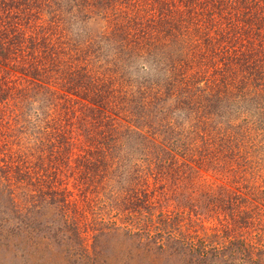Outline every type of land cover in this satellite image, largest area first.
<instances>
[{"label": "trees", "instance_id": "trees-1", "mask_svg": "<svg viewBox=\"0 0 264 264\" xmlns=\"http://www.w3.org/2000/svg\"><path fill=\"white\" fill-rule=\"evenodd\" d=\"M228 102L255 105L236 134L264 136V0H0V244L23 264H264L251 188L200 194L225 245L180 230L176 154L239 153L207 130Z\"/></svg>", "mask_w": 264, "mask_h": 264}, {"label": "rangeland", "instance_id": "rangeland-1", "mask_svg": "<svg viewBox=\"0 0 264 264\" xmlns=\"http://www.w3.org/2000/svg\"><path fill=\"white\" fill-rule=\"evenodd\" d=\"M135 74L136 73L134 71H131L129 75L134 76ZM138 74L140 76L143 75V73ZM228 103L230 104L223 105L220 103H213L217 107L213 110L215 114L211 115V117L213 116V123L208 124L209 126H207V130L212 126H215L213 127L212 132L217 134V136H220V134L226 131V129L230 132V134H236L235 127L240 125L243 120L249 121L247 123H255L253 120H256V117L253 113H251L255 106L253 103H247L245 105L241 104L239 105L240 107H238L235 103ZM167 116L172 124L171 126L173 128V132L178 134L189 127V124L192 123L191 117H193V115H191L189 118V115L186 114L185 111L175 108L170 109L167 112ZM207 116L208 119H206V121L204 120V123L206 124L209 123L208 120L210 118V114ZM228 124L229 126L230 124H233L235 127L231 128L230 126V128H228ZM217 127L220 129H217ZM199 132H202V127L199 129ZM234 138L235 139L231 144L236 141L237 146L240 145L238 148L239 153H235L234 150L232 151V154L224 156L226 154H224V149H222V152L217 153L218 155L214 153L212 154L214 158H211L209 154L202 155V162L200 166L198 168L191 167V171H184L182 167L183 165L180 166L182 162L180 155L176 154V150L173 151L177 156L176 159L179 168L178 175L176 176L177 182L175 179L174 185L184 187L179 189L176 193L188 196L187 203L185 201L186 197H183L182 199L181 197H178L180 198L178 200L180 207L183 206L184 210L180 216V224L182 226V229H180L181 232L196 234L198 237H201L206 241L218 244L223 243L222 245H225L228 238L224 227L230 223L229 216L222 209H219L214 213L213 211H209V207H205V201L200 197V194L203 193V191H209L217 194L218 192L225 191L226 189L234 190L235 188H238L241 192H243V187L245 186L247 188H251L253 192L256 191L259 195L264 196V136L252 138L250 135V138H246L244 135H240V133H238L234 136ZM216 145L217 143L214 144L213 147L216 148ZM199 150L203 151V148L200 147ZM172 181L173 178H170L167 182L172 183ZM186 185H192L193 187L192 189L186 188ZM151 188L152 186L147 187V189ZM176 202L177 200L175 197H172L169 200L171 206H173ZM188 202H190L191 207L188 205ZM180 207L179 211L181 210ZM188 207H190V209L193 208L194 211L191 209L192 211L188 212ZM106 210L108 211V206H104V208L100 210V214L104 216L105 220H107V218H105V213L107 212ZM113 213L114 210H112L109 215H112ZM118 217L119 216L116 215L115 217L109 219L115 220L116 224L120 225L121 220L118 221ZM152 220L155 221V218L153 217ZM154 231L155 230H153V232ZM237 231L238 230L236 229L235 232ZM150 233L152 234V231H150ZM243 236H246L245 232ZM13 241L18 242V240L12 239L11 237V244H6L5 246L0 244V264H23L21 263V259L18 254V244H13ZM261 243L264 244L263 237H261ZM218 244L217 246L219 247ZM2 247H6V249H3ZM176 258L177 255L163 254L160 260H157L155 257V264H177Z\"/></svg>", "mask_w": 264, "mask_h": 264}]
</instances>
